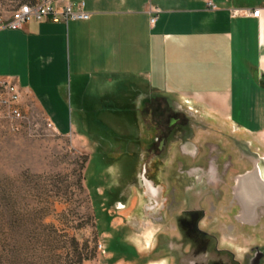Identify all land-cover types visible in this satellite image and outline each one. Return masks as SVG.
<instances>
[{"label":"crops","instance_id":"crops-1","mask_svg":"<svg viewBox=\"0 0 264 264\" xmlns=\"http://www.w3.org/2000/svg\"><path fill=\"white\" fill-rule=\"evenodd\" d=\"M70 1H83L89 18L0 29V78L60 134L77 137L67 130V112L131 114V142L141 150L157 137L147 118L160 113L163 98L164 113L183 114L191 131L196 127L198 144L244 141L247 170L264 158V0ZM256 8L259 17L249 14ZM77 122L86 129L103 124ZM192 139L193 133L186 141ZM153 246L139 255L141 264H173L166 244L159 252Z\"/></svg>","mask_w":264,"mask_h":264},{"label":"rangeland","instance_id":"rangeland-1","mask_svg":"<svg viewBox=\"0 0 264 264\" xmlns=\"http://www.w3.org/2000/svg\"><path fill=\"white\" fill-rule=\"evenodd\" d=\"M22 1L0 0V17H8ZM16 106L22 110L21 118H0V264H141L139 255L155 245L157 233L163 230L169 237L178 236L175 217L181 208L159 207L164 200L161 184H155L156 195L148 194L140 168L158 153L147 146L139 150L131 142V114L67 112L63 118L67 130L77 134L73 137L48 127L47 117L21 93ZM164 107L165 100L158 99L162 115L147 118L150 123L157 122V137L166 133V118L171 114L164 113ZM79 118L83 122L98 118L103 124L91 123L88 126L93 128L86 129L87 123L79 124ZM195 131L196 127L192 144L184 138L174 139L175 149L182 146L186 154L205 151L203 142L195 140ZM240 141L237 147L230 142L216 149L221 170L229 159L232 162L230 177H220L224 189L233 185L234 175L251 166L244 155L250 148ZM160 147L163 149V144ZM164 151L161 161L155 162L162 181L170 166V145ZM209 180H199L205 187V196L200 193L197 198L203 195L201 227L219 235V246L234 250L239 260L251 247H264L263 206L256 208L254 220L243 224L238 217L240 209L229 208L236 199L226 195L214 208L213 191L218 188ZM258 181L253 183L261 186ZM197 187L194 184L193 188ZM189 194L180 189L176 198L185 199ZM155 201L159 205L148 209ZM161 217L163 222L157 223ZM260 262L264 264L263 259Z\"/></svg>","mask_w":264,"mask_h":264},{"label":"flooded vegetation","instance_id":"flooded-vegetation-1","mask_svg":"<svg viewBox=\"0 0 264 264\" xmlns=\"http://www.w3.org/2000/svg\"><path fill=\"white\" fill-rule=\"evenodd\" d=\"M177 114L179 113H171L166 118L167 121L165 125L167 127V131L163 137H154L150 140L146 148L149 151L157 149L156 151L158 154L153 155L151 161L143 165L144 168L142 170L140 168V171H142L144 175L145 185L149 191L148 194L156 195L155 184H161L162 186L160 195L164 196V200L160 203V205L158 201H155L156 205H159L160 208L163 207L166 210L170 208H181L180 213L175 217L178 236L173 235L175 237H169L167 233L158 234L156 244L153 246L152 251H155L156 249L159 250L160 247L166 244L167 241L169 243H173V246H168L166 244L167 247L172 251L173 248L175 249V254L168 249V252L170 254L172 253L171 257L173 259V264H175V260H177V258V263L180 262L181 264H261L260 261L262 259L264 260V247L259 248L258 245L251 247L250 251L246 253L241 260H239L236 257L234 250L219 246V235L210 233L201 227L200 222L204 218L202 211L204 203L202 198L203 195L205 196V187L202 181L195 178L197 175H199L201 179L208 178L209 166L214 165L215 179L217 180H209V182L211 185L218 188L213 191V206L215 209L218 206L219 200L224 198L226 195L234 199L238 197L239 200H241L240 194L244 191L242 190L243 184L247 187L251 181L248 177L246 181H241L242 184L239 183V185L236 186L235 182L237 177L234 175V180L232 182L233 185L228 186L226 188L227 190L221 186L222 182L220 177H230V175L227 174H229L228 168L232 165V162L229 159V163L225 165V168L222 170L220 169L221 162L217 153L218 151L216 150L217 148L219 149L217 145L206 144L205 148L207 151L202 150V152H198L196 154L183 153L182 146L175 149L176 147L172 144V141L179 137L181 140L184 138V141L186 142L192 132L189 119L183 114ZM158 115L160 116L162 114L159 113L157 116ZM157 116L156 118H158ZM154 123V128L158 130V126L156 124L157 122ZM162 144L163 149L164 147L167 149L170 145L171 152H169L167 156V159L170 160V166L165 172V181L159 180L158 174L161 169L158 170L159 167L155 164V162L161 161L160 158L162 157V154L166 152H162L163 149L160 147ZM173 150L174 152H172ZM197 160H200L201 162L199 163ZM142 164L143 163H141V165ZM193 169H199L201 171L193 172ZM193 177L195 179H192ZM238 180L239 179H237V182ZM194 184L198 185L196 189L193 188ZM180 189H183L185 194H190L185 199L182 198L181 200H177L178 198H176V194ZM200 193H203V195L198 200L197 198ZM260 202L264 203V201ZM226 204L229 203L227 202ZM229 208H235L234 211L239 210L240 206L238 201L237 203L233 202V205H231V207L229 206ZM238 215L243 224H247V221H252L257 217L256 211L252 214V211L249 208H243V204L240 209V214Z\"/></svg>","mask_w":264,"mask_h":264},{"label":"built area","instance_id":"built-area-1","mask_svg":"<svg viewBox=\"0 0 264 264\" xmlns=\"http://www.w3.org/2000/svg\"><path fill=\"white\" fill-rule=\"evenodd\" d=\"M209 7H214L211 1ZM250 15L259 17L260 9H253ZM90 13L84 9L83 1L72 3L70 0H23L11 11L6 18L0 17V29H21L31 20L45 18L52 21L87 20ZM155 16L150 18L153 23ZM20 97L17 86L10 80L0 78V118H21L23 116L20 107L16 106ZM47 126L55 129L48 120ZM56 130V129H55Z\"/></svg>","mask_w":264,"mask_h":264},{"label":"bare ground","instance_id":"bare-ground-1","mask_svg":"<svg viewBox=\"0 0 264 264\" xmlns=\"http://www.w3.org/2000/svg\"><path fill=\"white\" fill-rule=\"evenodd\" d=\"M253 181L255 182L256 179L253 177ZM264 188V181H262L261 186L255 185L253 182L250 183L249 185H244L242 186V190H244L240 194V199L243 204V208H249L252 211V214L255 213L254 208H253V203L254 201H264V194L262 193ZM250 194V195H247Z\"/></svg>","mask_w":264,"mask_h":264},{"label":"water","instance_id":"water-1","mask_svg":"<svg viewBox=\"0 0 264 264\" xmlns=\"http://www.w3.org/2000/svg\"><path fill=\"white\" fill-rule=\"evenodd\" d=\"M248 177H254L257 181L258 180L264 181V158H259V160L255 161L250 170H247L244 173L237 175V179L239 180L237 182V179H236V182H235L236 186L239 185V183L242 184V182L246 181ZM262 193L264 194V188H263ZM236 199L238 201L239 206L242 207V201L239 200L238 197H236ZM258 206H264V203L259 202V201L254 202L253 203L254 211H256V208Z\"/></svg>","mask_w":264,"mask_h":264},{"label":"clouds","instance_id":"clouds-1","mask_svg":"<svg viewBox=\"0 0 264 264\" xmlns=\"http://www.w3.org/2000/svg\"><path fill=\"white\" fill-rule=\"evenodd\" d=\"M192 171H193V172H199V171H201V170H199V169H193ZM208 173H209L208 178H209L210 180H215L216 176H215V167H214V165H210V166H209ZM196 179H197V180H200L201 178H200L199 175H197V176H196ZM162 264H166V261L162 262Z\"/></svg>","mask_w":264,"mask_h":264}]
</instances>
